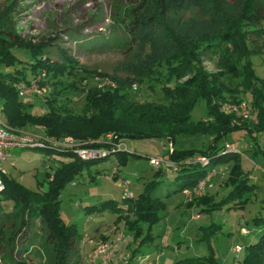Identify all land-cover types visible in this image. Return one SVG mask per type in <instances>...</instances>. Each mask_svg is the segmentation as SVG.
<instances>
[{
	"label": "rangeland",
	"instance_id": "1",
	"mask_svg": "<svg viewBox=\"0 0 264 264\" xmlns=\"http://www.w3.org/2000/svg\"><path fill=\"white\" fill-rule=\"evenodd\" d=\"M140 1L0 0V30L4 35H8V38H16L31 45L47 43L52 39L53 48L48 55L52 61H62L60 52L55 48L59 47L66 50L73 61L70 63L72 68L78 70L80 75L84 74L82 71H86L105 77L97 76L88 79L87 83L86 80L82 81L79 84L81 87L87 86L91 89L98 86L99 89L106 87L107 90H115L117 86L122 85L130 88V99L133 101L165 104L166 101L159 91L160 82L158 81L154 90L146 83L155 85L156 82L153 81L158 72L165 74L168 71L173 74L176 71L172 69V64L163 66L169 56L180 48L190 54L198 45L218 40L224 31H228L229 26L235 29L247 27L253 31V27L258 26L257 21L253 20V8L257 4L260 17L264 18V0H171L166 8L167 15L162 18L158 0H147L145 10L136 11L141 15L157 18L156 27L143 29L133 38L125 28V23L128 21L129 12L133 8L136 9ZM249 36L250 40L255 39L253 33ZM146 42L150 43V50L145 48ZM257 42L261 44L264 40L258 39ZM13 52L21 61H30L29 52L20 49H14ZM206 59L202 57L203 69L217 72L215 60ZM249 60L258 82L264 83V50L262 53L251 55ZM173 66L176 67V64ZM150 70H153L151 78L147 76ZM26 76L27 79L31 78L29 71H26ZM141 79L145 80L139 85ZM72 80L66 81L63 78L58 90L72 83ZM184 81L185 79L180 83ZM46 86L49 93L45 98H20L29 115L47 114L50 107L46 99L56 98L55 105L61 103L65 93L63 92L62 97H53L52 87L49 84ZM66 98L73 112L80 113L84 104V92L69 89ZM241 98L250 104L252 94L248 93ZM207 110L206 102L199 101L190 112L191 121L194 124L206 121ZM10 129L30 136L44 137L49 141L71 138L82 146L100 143L110 136L118 139L113 133L88 141L73 136L53 138L45 135L42 126ZM185 139H190L186 148H202V145H198L201 143L205 146L204 149L209 146L207 137L186 136ZM119 141L123 142V151L127 153L123 166L117 168L112 157L82 172L66 184L61 192L60 217L66 224L75 225L77 233L83 235L75 245L76 252L70 264H86L93 249L89 240L112 241L113 236L121 234L126 240L121 259L115 258L119 252L117 248L110 264H173L187 258L199 257L207 264H212L211 259L216 264H234L236 256L242 258L243 251L235 255L232 249L236 246L244 249L246 245L258 240L261 227L254 224V219L264 218V178L260 170L264 169V131H254L251 136L246 130H235L216 142L217 147L235 145L238 142L241 164L250 170L253 177L260 179L257 183L258 190L249 198L243 209H231L222 204L220 208L210 212H200L195 201L209 193L193 194L186 201L184 193L171 194L176 188L175 174H163L160 177L161 187L155 196L162 199L165 208L160 212V219L156 223H143L142 233L136 239L127 233L124 222L115 224V215L109 212L91 214L86 208L106 200L119 202L126 196V189L129 196L136 197L142 193L145 185L156 179V170L149 165V159L161 156L164 148L170 149L171 143L166 139L141 138H125ZM10 155L11 157L1 164V168L30 191L46 190L47 181L53 179L54 170L61 163L72 160L64 154H47L30 148H14L10 150ZM220 170L223 173H220ZM228 170V166L223 164L214 166V176L218 175L211 181L214 188L210 190V195L215 196L214 202L220 203L230 191V188L224 185ZM113 171L120 172L117 179L112 178ZM124 181L129 184L125 185ZM207 186L208 184L204 191ZM168 194L171 196L168 197ZM13 205L12 200H4L0 204V211L9 212ZM128 213L126 212L124 217L128 216ZM14 214L15 226L14 229L7 230L6 238L10 237L11 230L18 226L20 212L15 211ZM197 216L199 217L196 219ZM41 219H33L28 240L23 242L19 239L15 244L7 245V252H10L12 247L15 248L14 261L25 264H57V252L53 244L47 241V231ZM10 225L11 223L9 227ZM0 264L4 262L0 261Z\"/></svg>",
	"mask_w": 264,
	"mask_h": 264
},
{
	"label": "trees",
	"instance_id": "2",
	"mask_svg": "<svg viewBox=\"0 0 264 264\" xmlns=\"http://www.w3.org/2000/svg\"><path fill=\"white\" fill-rule=\"evenodd\" d=\"M170 1L158 0L161 18L167 15L166 8ZM146 6L147 0H141L136 9L133 8L129 12L125 28L133 38H136L143 29L156 27L157 18L141 15L136 11H144ZM259 9L258 4L253 8V20H256L258 24L257 27H253V31L247 27L235 29L229 26L228 31H224L218 40L198 45L190 54L180 48L168 57L163 66L172 64V69L176 71L173 74L168 71L165 74L158 72L155 80L151 79L156 82L155 85L146 83L149 88L153 89L158 81L160 82L158 83L159 91L166 101L165 104L133 101L130 99V88L127 89L122 85L117 86L115 90H107L106 87L99 89L98 86L91 89L87 86L81 87L79 84L82 81L86 80L85 83H87L88 79L97 76L105 77L102 74L95 76L86 71H82L84 74L80 75L78 70L72 68L70 63L73 61L67 55L66 50L59 47L55 48L60 52L62 61H52L48 56L50 49L53 48L52 39L47 43L31 45L16 38H8L9 36L4 35L0 30L2 121L16 129L42 126L45 129V135L53 138L73 136L82 141H88L113 133L122 141L125 138L166 139L171 143V150H165L163 156L176 163L178 167L176 172H172L175 174L176 188L171 194L194 189L200 181L213 174L215 165L223 164L229 168L224 182V185L230 188L227 196L217 203L214 202L213 196L205 194L197 199L195 204L200 212H210L220 208L222 204L231 209H243L249 198L256 193L257 187L250 183L248 172L242 169L240 155L237 152L225 151L224 146L217 147L216 142L235 130H246L249 134L254 131H264V83L258 82L249 60L251 55L262 53L264 50V43L257 42L258 39L264 40V25H262L264 18L260 17ZM252 33L255 39L250 40L249 34ZM146 47L150 50L149 42H146ZM14 49L29 52L30 61H21L14 54ZM202 57H206L209 61L215 60L217 72L213 73L203 69ZM173 64H176V67ZM26 71L30 72V79L44 71L47 79L40 83L49 84L52 87L53 97H62L63 92L65 93L59 105H55L56 98L45 100L50 111L43 116L29 115L26 112V106L21 103L14 90L13 86L16 82L30 80L27 79ZM152 72L153 70H150L147 75L149 78ZM63 78L66 81L73 79V82L63 87L62 90H58ZM183 79L185 81L180 83ZM141 80L139 85H142L145 79ZM69 89L84 92V104L80 113L73 112L69 107L70 103L66 98ZM248 93L252 94L250 104L257 113L258 122L253 124L244 121L239 126H235L233 117L223 115L220 107L224 104L242 103L244 100L241 97H245ZM201 100L206 102L208 108L207 120L194 124L191 121L190 112ZM186 136L207 137L210 140L209 146L205 149L203 147L180 149L178 145ZM103 141L94 142L88 146L102 147ZM30 149L40 150L47 154H64L72 160L61 163L54 170L53 179L47 181L48 188L44 191H30L9 175L2 177L4 188L0 192V204L4 200H12L14 205L9 212L0 211V261L4 264H25L14 261L15 248L12 247L10 252H7L6 247L8 244H15L19 239L23 242L28 240L33 219L41 217L47 231V241L53 244L57 252V264H70L76 252L75 245L80 242L83 235H79L75 225L66 224L59 215L62 190L66 184L72 182L85 170H89L91 166L112 157L117 168L123 166L127 153L115 151L104 158L83 161L66 149L52 148L48 145L43 148ZM197 155L204 157L206 163H185L186 160ZM117 173V171L112 172L113 179H117ZM163 174L171 173L156 170V179L149 181L143 192L136 197L126 195L119 202L106 200L86 209L91 214L109 212L115 215V224L124 222L127 233L136 239L142 233L143 223H156L160 219V212L165 208L162 199L155 196L161 187L160 177ZM47 176L48 173H46ZM15 211L20 212L18 226L15 230H11V236L6 238L8 229L15 226L13 221ZM126 212H129L128 216L124 217ZM254 224L261 227L258 240L244 247L243 256L238 258L237 264H264V218L256 217ZM210 261L216 264L213 259ZM173 264L207 263L199 257L187 258Z\"/></svg>",
	"mask_w": 264,
	"mask_h": 264
},
{
	"label": "built area",
	"instance_id": "3",
	"mask_svg": "<svg viewBox=\"0 0 264 264\" xmlns=\"http://www.w3.org/2000/svg\"><path fill=\"white\" fill-rule=\"evenodd\" d=\"M46 80V74L41 72L35 78L29 81H19L14 84V90L19 98H45L49 93V88L44 83ZM220 112L229 117H233V125L239 126L242 122L248 121L253 124L258 122L257 113L254 111L253 106L249 103L239 104H224L220 107ZM1 107H0V192L3 190L4 185L2 177L6 175V172L1 168V164L11 157L10 150L14 148H43L46 145L52 148L66 149L73 152L76 157L83 161H90L94 159L104 158L115 151H123V142L119 141L116 137H108L103 141L102 147H90L82 146L76 143L71 138H66L62 141H49L48 139L40 136H30V134L21 133L19 131H13L8 127L1 118ZM239 143L235 145H225L224 149L227 152H236L239 148ZM165 150H171L166 149ZM189 163H206V159L202 156H195L185 161ZM149 165L155 170H162L166 173L176 172L178 167L176 163L169 160L163 155L149 159ZM262 177L264 178V169H260ZM211 175H208L192 190H185L183 193L188 200L190 196L202 195L207 182ZM125 185H128V181H124ZM127 189L124 195H127ZM123 234L117 236L112 241H90L89 244L93 248L91 253L87 257L86 264H110L115 252L117 251L119 242L121 241ZM243 249L236 246L232 249L233 254H239ZM238 256L235 258L234 264H237Z\"/></svg>",
	"mask_w": 264,
	"mask_h": 264
},
{
	"label": "crops",
	"instance_id": "4",
	"mask_svg": "<svg viewBox=\"0 0 264 264\" xmlns=\"http://www.w3.org/2000/svg\"><path fill=\"white\" fill-rule=\"evenodd\" d=\"M249 134V133H248ZM249 135H253V133L252 134H249ZM195 138V137H194ZM190 139H185V137L183 138V139H181V141H180V143H179V145H178V147L180 148V149H184V148H186V146L189 144L188 143V141H189ZM193 140H196V139H193ZM210 141V140H209ZM198 145H202V147L204 146L202 143L201 144H198ZM205 147V146H204ZM188 149H191V148H188ZM239 149V148H238ZM238 149H237V154H239V152H238ZM163 155V154H162ZM240 155V154H239ZM241 166H242V169L245 171V172H248V174H249V176H248V178H249V180H250V183H252V184H254V185H256V187H257V190H258V186H257V183L259 182V178H255V177H253L251 174H250V170L249 169H245L244 167H243V165L241 164ZM229 169V168H228ZM220 173H223V171L222 170H220L219 171ZM7 174V173H6ZM120 175V172L118 173V175L117 176H119ZM218 175L216 174L215 176H214V172H213V174L210 176V179H209V181L207 182V184H208V186H207V188H206V191H204V192H206V193H209V194H207V195H210V190H212L213 188H214V185L212 184V180H213V178H216ZM225 182V181H224ZM128 184H129V182H128ZM203 192V193H204ZM205 194V193H204ZM131 196V195H130ZM204 196V195H203ZM212 196V195H211ZM213 198L215 199V196L213 195ZM186 201H187V199H186ZM199 216H197V217H195L196 219L198 218ZM245 233V232H244ZM103 235H105V234H103ZM117 236H119V235H115V236H113L112 237V239L111 240H114ZM115 237V238H114ZM114 238V239H113ZM125 245H126V240H125V238H124V235H123V237H122V239H121V241L119 242V245H118V249H119V252H118V254L116 255V257L115 258H119V259H121L120 258V255H121V252H122V250L125 248ZM117 260V259H116Z\"/></svg>",
	"mask_w": 264,
	"mask_h": 264
}]
</instances>
